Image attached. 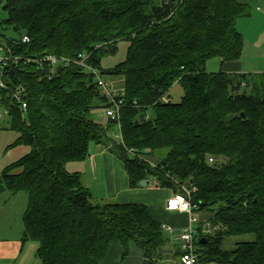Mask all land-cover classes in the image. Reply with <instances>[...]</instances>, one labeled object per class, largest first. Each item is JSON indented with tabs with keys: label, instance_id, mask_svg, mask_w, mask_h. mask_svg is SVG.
I'll use <instances>...</instances> for the list:
<instances>
[{
	"label": "trees",
	"instance_id": "obj_1",
	"mask_svg": "<svg viewBox=\"0 0 264 264\" xmlns=\"http://www.w3.org/2000/svg\"><path fill=\"white\" fill-rule=\"evenodd\" d=\"M0 3L7 12L3 24L18 33L10 37L0 32L10 55L75 57L89 52L104 76L121 75L125 84L122 91L114 88L123 100V139L118 142L113 135L118 122L105 113L104 125L96 115L111 102L94 74L75 63L52 72L23 60L5 69L10 91L26 87L27 107L22 109L4 91L0 109L6 115L0 128L16 130L20 136L13 145L25 144L31 151L0 173V193L27 194L23 237L37 242L41 264H106L115 240L125 254L136 243L143 264H155L158 248L170 241L169 231L146 204L100 201L79 172L68 171L66 164L85 160L93 143L105 145L122 160L131 188L141 187L144 179L150 180L148 186L174 191L184 185L194 188L195 213H212L206 228L196 227L202 264H264V72L207 69L214 58L222 64L241 59L244 35L237 23L250 14L246 3ZM124 39L130 41L127 58L103 70V56L116 53ZM177 83L184 94L173 102L170 92ZM165 95L169 102L161 100ZM145 155L156 156L158 163L152 165ZM247 235L254 239L223 247L225 238ZM202 237L208 242L200 243Z\"/></svg>",
	"mask_w": 264,
	"mask_h": 264
},
{
	"label": "crops",
	"instance_id": "obj_2",
	"mask_svg": "<svg viewBox=\"0 0 264 264\" xmlns=\"http://www.w3.org/2000/svg\"><path fill=\"white\" fill-rule=\"evenodd\" d=\"M247 4L250 14L238 20L237 27L244 35V49L240 60L229 61L222 64L221 70L237 73H263L264 72V0H239ZM111 84L118 91L124 89V78L121 75H111ZM98 119L104 124L107 120L103 108L96 113ZM20 133L12 128H0V173L13 162L17 161L31 151V147L25 144L13 145ZM89 156L83 161H74L66 164L70 172H79L82 179L85 178L93 160L92 170L94 179L106 188L107 197L118 202L146 204L151 214L160 221L163 226H169L167 232L170 241L158 248L155 264H180V237L183 228L189 225L191 215L186 212L169 211L166 208L167 199L174 192L172 188L153 186H141L131 188L124 163L102 144H91ZM152 165H156L159 159L154 155H148ZM93 157V158H92ZM97 159V160H96ZM71 165H79L72 168ZM85 168V169H84ZM16 173L21 172L17 169ZM88 177V176H87ZM90 180V179H89ZM83 181H85L83 179ZM84 184L90 189V185ZM91 190V189H90ZM92 191V190H91ZM93 192V191H92ZM28 203L27 194L19 192L11 194L8 191L0 193V264H41L37 256V242L24 240L23 215ZM195 227L208 225L212 216L211 212L201 211L196 214ZM254 239V236L227 237L223 241L224 248H233L239 240ZM145 261L141 248L134 242L129 244V250L125 254L123 244L115 240L106 257V264H143Z\"/></svg>",
	"mask_w": 264,
	"mask_h": 264
},
{
	"label": "built area",
	"instance_id": "obj_3",
	"mask_svg": "<svg viewBox=\"0 0 264 264\" xmlns=\"http://www.w3.org/2000/svg\"><path fill=\"white\" fill-rule=\"evenodd\" d=\"M30 39L27 35L23 36V41L28 42ZM7 50V52H6ZM2 51L4 54H2ZM10 50L6 48L0 38V104L3 99V92L10 91V86L5 79V69L10 63L23 60L26 64H34L37 68L48 67L53 72L55 68L67 67L71 63L78 64L83 67L86 71L94 74L96 82L98 83L101 93L109 99L111 105L105 109V113L111 120L120 121V111L122 107L123 100L119 97L118 93L111 82L105 79L102 74L101 69L94 63L90 61L91 53L82 52L75 57H67L63 55H57L53 53H46L39 57L31 56H14L10 55ZM52 74V73H51ZM25 91L26 87L23 85H17L10 91L12 98L21 105L22 109L27 107V102L25 101ZM163 102H169L170 99L165 95L161 99ZM6 115V110H0V124L3 122ZM119 124V123H118ZM122 136V133H120ZM132 154H135V150H129ZM213 158H210V162H213ZM194 188L192 186L184 185L182 191H174L171 196L167 199L166 208L169 211H179L186 212L191 215L190 223L188 226L182 229L180 237V264H202L200 260L199 253L197 252L196 245V235L197 229L195 223L197 221V216L194 210L199 209L198 204H194L192 201V193ZM167 230H171L168 226H163ZM206 233L209 230L205 231Z\"/></svg>",
	"mask_w": 264,
	"mask_h": 264
},
{
	"label": "rangeland",
	"instance_id": "obj_4",
	"mask_svg": "<svg viewBox=\"0 0 264 264\" xmlns=\"http://www.w3.org/2000/svg\"><path fill=\"white\" fill-rule=\"evenodd\" d=\"M6 18H7V12L3 9V4L0 3V32L3 33V34H5V35H8L10 37H17L18 36V33L17 32L9 29L7 26H5L3 24V20H5ZM129 46H130V41L129 40L124 39V40L119 41V43H118V49H117L116 53H114V54H112V53L111 54H105L103 56V58L101 60V66H102L103 70H111L117 64H119L120 62L124 61L127 58ZM2 54H4L3 51H2ZM221 67H222V63H221V61H220L219 58H214V59H211V60H209L207 62V69L209 71L217 72V71H220L221 70ZM110 76L111 75H107L106 74L105 75V79H108L109 80V77ZM183 94H184V89H183L182 85L179 84V83H177L171 89V92H170L171 100L173 102H179V101L182 100ZM117 122L118 121H116V123ZM107 123H108V121H106L104 123V125H107ZM120 133H121V127H120L119 124H117L115 126L113 135L115 136L114 138L118 142H122V139H123L122 136L120 135ZM156 154L162 155V153L159 154L157 152H156ZM144 158H146V161L147 160L149 161V156L145 155ZM93 160H94V158L92 159V161L90 160V162H89L90 166H88L87 175L83 179L88 183V185H90L89 187L93 191L92 193H93L94 197H96V199H104V198H102V197H104V195H105V197H107L106 196L107 195L106 188L103 187L102 184H99L98 181H95L94 180V182H92L93 179H94V177L93 176H90V174L93 173V170H92V168H93L92 167ZM70 162H74V161H70ZM71 167L73 169L74 168H79V165H71ZM79 169H82L83 170V168H79ZM105 200L115 201V199H111V198H107V199L105 198ZM203 228H206V225L203 226ZM212 229L215 230L213 227H212ZM251 236H253V235H251ZM210 264H218V263H210Z\"/></svg>",
	"mask_w": 264,
	"mask_h": 264
},
{
	"label": "water",
	"instance_id": "obj_5",
	"mask_svg": "<svg viewBox=\"0 0 264 264\" xmlns=\"http://www.w3.org/2000/svg\"><path fill=\"white\" fill-rule=\"evenodd\" d=\"M15 30H16V28H15ZM149 181H150V180H148V179H144V180H142V181H141V186H143V187L147 186L148 183H149ZM207 242H208V239H207L206 237H202V238L200 239V243H207Z\"/></svg>",
	"mask_w": 264,
	"mask_h": 264
}]
</instances>
